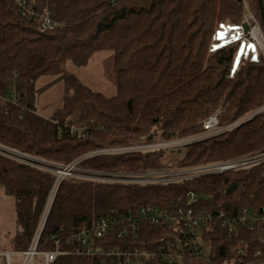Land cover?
Returning a JSON list of instances; mask_svg holds the SVG:
<instances>
[{
	"label": "trees",
	"instance_id": "trees-1",
	"mask_svg": "<svg viewBox=\"0 0 264 264\" xmlns=\"http://www.w3.org/2000/svg\"><path fill=\"white\" fill-rule=\"evenodd\" d=\"M37 14L57 23L40 31L36 17L16 0H0V96L15 94L16 103L0 99V144L33 159L68 166L105 147L136 142L173 140L204 131L203 122L218 114L220 124L235 122L264 105V59L247 56L235 67L239 43L222 44L221 25L240 27L242 0H25ZM264 14V0H255ZM261 5V6H260ZM113 52L117 94L92 91L66 71L67 64L85 67L101 51ZM41 77H58L65 90L62 106L49 117L36 108ZM87 132L83 138L71 128ZM143 137V138H142ZM142 138V139H141ZM264 150V112L235 129L192 143L183 151L99 155L82 160V169L105 172H146L190 168ZM177 157V158H176ZM57 174L0 155V189L15 202L17 231L11 251L28 250L53 192L54 198L41 233L38 250L68 251L52 264H111L78 252L86 245L74 239L109 218L116 221L111 236L97 241L160 253L174 244L173 231L151 224L139 215L142 207L175 211L184 207L189 192L210 199L197 200L199 210H223L233 217L243 209L264 205L262 168L169 185L105 184L68 176L57 186ZM236 189L228 192L233 184ZM56 187V191H55ZM133 235L117 237L128 229ZM264 223L234 235L225 229L201 230L179 237L190 242L183 258L145 264H224L238 258L246 242L253 258L263 248ZM199 238L214 257H196ZM177 251V249H175ZM174 250V252H176ZM4 258H0V260Z\"/></svg>",
	"mask_w": 264,
	"mask_h": 264
},
{
	"label": "built area",
	"instance_id": "built-area-1",
	"mask_svg": "<svg viewBox=\"0 0 264 264\" xmlns=\"http://www.w3.org/2000/svg\"><path fill=\"white\" fill-rule=\"evenodd\" d=\"M16 1L25 13L37 18L40 31H50L57 27V23L55 21L48 16L37 14L27 5L25 0ZM244 7L249 11V14L247 15L245 21L241 23V29L243 30V25L246 24L248 27H251V30L248 31L247 29V31L244 32L245 36L242 39V43L250 49L258 48L261 52L262 58L264 59V39H262L261 33L259 32L261 29L260 20L257 15L251 12L247 3H244ZM0 99L4 101L10 100L13 101V103H16L17 98L15 94L12 93L6 96H0ZM262 112H264V107L259 108V113ZM247 116L245 117L246 120L254 117L251 116L250 118H247ZM240 123L238 122V124L234 125L239 126ZM203 127L204 131L200 134L184 138L175 137L170 141L155 143H147L143 141L145 143H141L139 145L129 144L125 146L105 147L91 152L90 155H88V153L84 157L65 167L41 162L2 144H0V155L22 164L56 173L58 176L56 183L57 186L68 176H74L105 184H134L141 186L178 184L190 180L219 176L230 172H242L253 168H262V175L264 176V150L195 167L166 169L162 171L105 172L81 169L78 165L82 160L93 156L121 155L135 152L151 153L168 150V148H176L175 146L186 147L192 143L202 141L207 137L218 136L219 134L225 132L224 126L222 127L220 124L218 114L212 115L206 119L203 122ZM69 133L71 135H76L78 138H83L87 135V132L84 129L75 127L71 128ZM52 194L53 195H51L49 199L50 203H47L41 224L38 227L28 250L24 252H9L0 254V258H4V260H0V264H14L11 259L14 256H20L22 258L19 264H52L58 256L68 254V251H62L59 249V241L57 240L55 242L56 249L49 251L38 250V242L52 205L55 192ZM197 200H199V196L195 192H189L185 206L179 207L175 211L159 209L153 206L142 207L139 209V215L148 220L151 224L165 226L168 230L173 231L176 241L174 244L172 243V245H168L167 252H162V254H160L144 249L132 248L129 245L122 247L120 245H115L113 242L104 244L103 242L97 241L100 238L102 239L103 237L111 236V234L116 230V221L104 218L100 220L91 231H83L74 237V239L78 242L86 245V249L78 253L91 258L99 256L101 257L102 263H105L107 258H111V264H145L155 258H161L162 261H174L175 259L183 258L181 252L184 248L186 249L189 247L190 249V242L184 241L183 244L182 240L179 238L188 234V231L190 233H197L201 230L214 231L217 228H222L225 229L229 235H234L240 230H244V228H248L253 231L258 228L259 225L264 223V205L261 206L260 209H243L238 216L233 217L223 210H199L195 205H193ZM137 224L138 223L134 222L132 217L129 218L128 229L120 230L117 233V237L123 239L129 235H133L138 228ZM259 240L264 243V231L262 232ZM196 242L203 245L202 249H199L198 245L194 246V249H192L196 257H202L205 259L214 257L212 248L209 246L205 247L204 242H202L199 238H196ZM178 243H181V249L178 248ZM249 245L250 244L246 242L243 247L237 250V254L241 256L236 259L228 258L224 264H256L255 261H249L251 258L250 253H248ZM175 249H177V251ZM174 250L176 252H174ZM263 256V248L255 250L252 254L253 258ZM37 257L40 258V262L36 261Z\"/></svg>",
	"mask_w": 264,
	"mask_h": 264
},
{
	"label": "rangeland",
	"instance_id": "rangeland-1",
	"mask_svg": "<svg viewBox=\"0 0 264 264\" xmlns=\"http://www.w3.org/2000/svg\"><path fill=\"white\" fill-rule=\"evenodd\" d=\"M242 2L247 3L251 12L258 16L256 12L255 0H242ZM248 14L249 11L244 7L240 17V23L245 21ZM259 20L261 23V29L259 32L261 33L262 39H264V27L262 24V19L259 18ZM247 29L248 31H250L251 27L247 26ZM244 32L246 31H243L240 27H234L229 25H221L217 31V35L222 44L229 42L239 43L238 50L236 51L234 57L235 67L240 64L244 56H247L250 59H258L261 55V52L258 48L250 49L242 43V39L245 36ZM113 67V52L107 50L96 53L90 60L89 64L85 67H76L71 63L67 64L66 71L78 78L82 84L90 88L92 91L102 93L107 97H112L117 94V85L114 79ZM36 88L39 91L36 97L37 111L41 116L49 117L54 113L56 109L62 106L63 95L65 90L64 84L58 79V77H41L36 82ZM262 107H264V105ZM258 114H260L259 109L249 113L247 118H250L251 116H256ZM245 117L229 124H221L222 127L224 126L225 131L222 134H225L238 127V125L234 124H238V122H241L240 124L246 122L247 120L245 119ZM209 138L211 137H207L204 140H207ZM143 141L147 143H155L165 142L166 140L158 139L149 142L146 138H144L142 142H136L132 145H139L141 143H145ZM175 147L176 148H168V150H164L166 151L165 160H173L176 155H171V152L176 150L183 151L182 154L178 155V158L184 157L185 147ZM88 155H90V153ZM42 219L43 215L41 217L39 226L41 224ZM16 230L17 223L14 199L11 196L7 195L4 190L0 189V252L11 250V240L14 237ZM14 257L11 258L12 262ZM36 261L40 262V258L37 257Z\"/></svg>",
	"mask_w": 264,
	"mask_h": 264
},
{
	"label": "water",
	"instance_id": "water-1",
	"mask_svg": "<svg viewBox=\"0 0 264 264\" xmlns=\"http://www.w3.org/2000/svg\"><path fill=\"white\" fill-rule=\"evenodd\" d=\"M261 0H259V2H260ZM261 6V5H260ZM261 19H262V24H263V27H264V14H263V10L261 9ZM243 30L244 31H247V25H243ZM236 184L234 183L232 186H231V188L228 190V192L230 193V192H232V191H234L235 189H236ZM202 199H207V200H209L210 198L209 197H205V196H201V197H199V200H202ZM178 248L179 249H181L182 247H181V243H178Z\"/></svg>",
	"mask_w": 264,
	"mask_h": 264
},
{
	"label": "crops",
	"instance_id": "crops-1",
	"mask_svg": "<svg viewBox=\"0 0 264 264\" xmlns=\"http://www.w3.org/2000/svg\"><path fill=\"white\" fill-rule=\"evenodd\" d=\"M14 206H15V202H14ZM9 252H15V251H11V250L10 251H3V252H0V254L9 253ZM21 260H22V258L20 256H15L14 259H13V263L14 264H19L21 262Z\"/></svg>",
	"mask_w": 264,
	"mask_h": 264
}]
</instances>
